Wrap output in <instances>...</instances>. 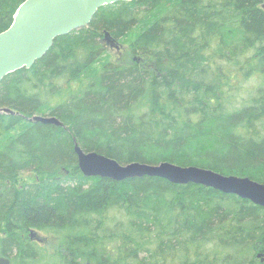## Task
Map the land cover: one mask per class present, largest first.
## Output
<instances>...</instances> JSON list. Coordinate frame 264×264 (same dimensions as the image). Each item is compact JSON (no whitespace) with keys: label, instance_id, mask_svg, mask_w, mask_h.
I'll use <instances>...</instances> for the list:
<instances>
[{"label":"trees","instance_id":"16d2710c","mask_svg":"<svg viewBox=\"0 0 264 264\" xmlns=\"http://www.w3.org/2000/svg\"><path fill=\"white\" fill-rule=\"evenodd\" d=\"M24 1L0 0V32ZM145 21L126 41L129 61L94 71L106 32L127 39ZM35 115L62 125L26 119ZM0 140V257L10 264H255L264 207L193 183L87 177L75 143L121 164L171 162L264 183V0L100 8L89 27L2 80ZM23 172L35 179L20 182ZM39 233L60 246L48 250Z\"/></svg>","mask_w":264,"mask_h":264},{"label":"water","instance_id":"95a60500","mask_svg":"<svg viewBox=\"0 0 264 264\" xmlns=\"http://www.w3.org/2000/svg\"><path fill=\"white\" fill-rule=\"evenodd\" d=\"M120 1L131 0H25L18 8L11 26L0 32V83L11 73L31 68L51 49L56 38L89 27L100 8ZM105 42L111 48H120L118 40L109 32L105 33ZM3 112L17 114L11 109H4ZM26 119L62 125L56 116L35 115ZM75 152L79 168L87 177L126 181L149 176L180 185L193 183L239 196L264 207V183L250 177L225 175L212 169L180 166L171 162L148 164L137 161L121 164L98 152H86L77 142ZM31 236L35 237V233ZM262 255L260 253L258 256ZM0 264H10V260L0 257Z\"/></svg>","mask_w":264,"mask_h":264},{"label":"rangeland","instance_id":"374dc122","mask_svg":"<svg viewBox=\"0 0 264 264\" xmlns=\"http://www.w3.org/2000/svg\"><path fill=\"white\" fill-rule=\"evenodd\" d=\"M150 21H145L141 24H139L138 26H136L128 35L127 39L126 37L124 39H121L119 40V44H120V48L119 49H116V48H111L110 45L107 44L108 46V52L107 54L101 59V61L98 63V64H95L93 65L94 67V71L101 66L102 63L108 61V60H111V61H129V56H127V42L126 41H130L139 31L143 30L146 25L149 23ZM126 39V40H125ZM88 79V76H83L79 79H76L72 82L71 84V88L72 89H77L80 84L83 82H85L86 80ZM42 116H49V115H42ZM26 123L24 122L22 124L21 127H19L18 129L21 130L23 129L24 127H26ZM18 130V131H19ZM17 130H14L13 131V134L16 133ZM1 143H2V140H0V146H1ZM35 179V175L34 173H31V172H23L20 177H19V181L22 182V181H32ZM40 236H38V239L39 237H41V244L48 248V250L50 251H53V249H57L60 244H61V238L58 237V236H54V235H51V234H41L39 233ZM264 260V255L260 256L257 258L256 260V263L255 264H259L260 261H263Z\"/></svg>","mask_w":264,"mask_h":264},{"label":"bare ground","instance_id":"6f19581e","mask_svg":"<svg viewBox=\"0 0 264 264\" xmlns=\"http://www.w3.org/2000/svg\"><path fill=\"white\" fill-rule=\"evenodd\" d=\"M84 150V149H83ZM87 152V151H86Z\"/></svg>","mask_w":264,"mask_h":264}]
</instances>
